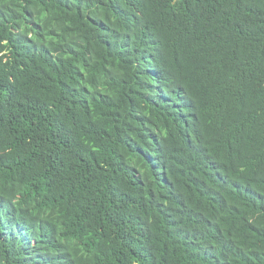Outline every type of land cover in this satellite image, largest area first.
Returning <instances> with one entry per match:
<instances>
[{
    "label": "trees",
    "instance_id": "obj_1",
    "mask_svg": "<svg viewBox=\"0 0 264 264\" xmlns=\"http://www.w3.org/2000/svg\"><path fill=\"white\" fill-rule=\"evenodd\" d=\"M0 264H264V0H0Z\"/></svg>",
    "mask_w": 264,
    "mask_h": 264
}]
</instances>
